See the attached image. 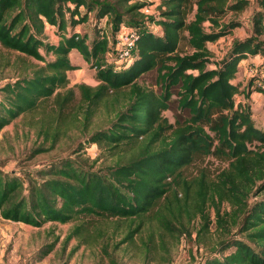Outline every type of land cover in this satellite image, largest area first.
<instances>
[{
    "label": "trees",
    "instance_id": "16d2710c",
    "mask_svg": "<svg viewBox=\"0 0 264 264\" xmlns=\"http://www.w3.org/2000/svg\"><path fill=\"white\" fill-rule=\"evenodd\" d=\"M157 1L0 0V50L40 63L0 83V133L24 119L42 139L35 153L72 130L85 139L40 180L26 184L0 169V217L36 228L71 224L65 244L97 247L113 264L118 251L172 264L183 238L202 241L214 226L220 239L201 264H264V129L250 104L256 77L235 83L244 59L264 58V0ZM148 6L155 12L146 14ZM249 9L246 37L214 58L209 45L241 27L236 18ZM91 17L93 36L78 33ZM122 26L139 37L133 58L113 64L110 43ZM74 50L95 70L96 86L69 87ZM100 116L106 126L95 122ZM91 146L97 157L84 158ZM208 158L226 168L214 177L205 166L188 172Z\"/></svg>",
    "mask_w": 264,
    "mask_h": 264
},
{
    "label": "rangeland",
    "instance_id": "374dc122",
    "mask_svg": "<svg viewBox=\"0 0 264 264\" xmlns=\"http://www.w3.org/2000/svg\"><path fill=\"white\" fill-rule=\"evenodd\" d=\"M148 1L159 2L157 0ZM151 7V13H154L155 6ZM251 13L252 10L249 9L236 19L246 22L250 18ZM103 26L106 32L111 31L109 20ZM205 27L209 30V24H206ZM77 32L81 34L88 33L89 36H93L95 32L93 17L90 18L88 23L78 26ZM48 34L53 38L51 42L55 43L58 41V37L54 35L55 33L52 29L48 30ZM239 34L241 37H246L247 30L244 28ZM229 40L228 38L220 39L216 43L209 45L214 58L222 57L229 45ZM8 62H10L9 65ZM72 62L78 69L69 74L71 81L69 87H73L76 84L89 86L98 84L95 70L91 69L79 54L73 55ZM37 64L40 63L23 57L18 53L0 50V83L17 76L20 73L19 66L23 69ZM254 68L250 65L245 74L241 71L236 82L243 87L253 82L255 76H253L252 70ZM254 85L257 86V84ZM255 88L258 91V86ZM241 100H243V96L238 95L236 101L239 102ZM254 104L255 107L253 106L252 114L255 124L259 128L264 129V97L256 100V103L253 101ZM164 115L171 121L173 120L171 112L167 111ZM95 122L99 124L98 126H106L107 121L105 117L100 116L96 118ZM83 140L85 139L81 137L78 131L72 130L68 135L61 138L55 148L47 152L35 153L40 148L42 139H38L36 133L26 126L25 120L19 118L6 126L0 133V169L3 172L18 174L25 180L26 184L29 179L40 180L39 172L57 164L61 159L73 156V152ZM48 147L49 144H46L44 148ZM83 152L84 158L90 157L94 159L98 155L96 146L88 147ZM204 166L213 177L226 168V164L223 162L208 158L204 164L199 163L194 168H190L188 172L194 174ZM229 210L230 207L224 204L222 211L228 212ZM195 227H199L198 221L193 225V229ZM70 228L71 224L49 223L41 228H36L24 223L6 221L0 217V264H113L109 258L100 253L97 247H77L78 243L76 240L65 244V237L69 233ZM219 239V234L214 226L211 227L209 235L202 241H198L195 234L191 237L183 238L178 249H172L174 258L172 264H201L203 258L217 244ZM51 244H54V248L50 253L44 255V251ZM114 261L116 264H142L131 253L127 254L124 251L116 252Z\"/></svg>",
    "mask_w": 264,
    "mask_h": 264
},
{
    "label": "built area",
    "instance_id": "2783aa9c",
    "mask_svg": "<svg viewBox=\"0 0 264 264\" xmlns=\"http://www.w3.org/2000/svg\"><path fill=\"white\" fill-rule=\"evenodd\" d=\"M151 9V6L145 7L144 12L150 14ZM138 37L137 32L132 28H125L121 31V39L119 41L120 47L111 55L113 64L126 63L133 58V51ZM252 71L253 76L256 77L255 84H257L258 88L264 89V61Z\"/></svg>",
    "mask_w": 264,
    "mask_h": 264
},
{
    "label": "crops",
    "instance_id": "0c3cea01",
    "mask_svg": "<svg viewBox=\"0 0 264 264\" xmlns=\"http://www.w3.org/2000/svg\"><path fill=\"white\" fill-rule=\"evenodd\" d=\"M251 1H252V0H251ZM244 28H245V29L250 28V20H249V19L246 20V22H244L243 25H242L241 27L236 28V29L233 31V34H232V35L226 37V38H228V39H230V40H229V45H228L226 51L222 54V57H223L224 54L227 52V50L231 47L232 42H233L234 39H243V38H245V37H243V36L241 37L240 34H239L240 31H243V30H244ZM124 29H125V27L122 26V27H121V31H123ZM107 35L110 36V32H107ZM226 38H221V39H226ZM120 39H121V33L118 34V35L116 36V39H114V41H113V38H112V42L110 43V51H113L114 49H118V48L120 47V45H119V41H120ZM218 41H219V40H218ZM76 53L79 54L76 50L72 51V53H71V57L73 58V55H75ZM79 55H80V54H79ZM80 57H81V55H80ZM222 57H221V58H222ZM218 59H220V58H218ZM263 61H264V58H263V56H261V55H258V56H255V57L249 56L248 58L244 59V60L240 63V71H239L238 74H240L241 71H243L244 74H245L246 71H247V68H248L250 65L253 66V67H257V66H259ZM74 72H75V71H74ZM237 77H238V75H237ZM236 81H237V78H236V80H235V83H237ZM238 84H239V83H238ZM245 86H246V85H245ZM245 86H244V87H245ZM242 87H243V86H242ZM262 97H264V93H263V92L255 91V92H253V93L251 94V96H250V104H251V107H252V111H253V109H254V107H255V104L253 105V101H254V103H256V100H260ZM253 106H254V107H253ZM256 106H257V105H256Z\"/></svg>",
    "mask_w": 264,
    "mask_h": 264
}]
</instances>
